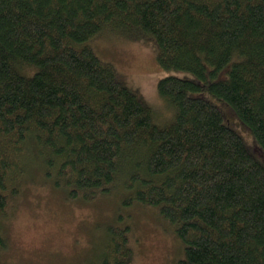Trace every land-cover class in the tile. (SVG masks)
I'll return each mask as SVG.
<instances>
[{"label": "trees", "instance_id": "16d2710c", "mask_svg": "<svg viewBox=\"0 0 264 264\" xmlns=\"http://www.w3.org/2000/svg\"><path fill=\"white\" fill-rule=\"evenodd\" d=\"M109 32L192 73L158 80L166 125L93 53ZM210 98L264 152V0H0V227L37 172L68 201L153 208L183 244L176 264H264V166ZM129 235L108 225L87 264H131Z\"/></svg>", "mask_w": 264, "mask_h": 264}, {"label": "rangeland", "instance_id": "374dc122", "mask_svg": "<svg viewBox=\"0 0 264 264\" xmlns=\"http://www.w3.org/2000/svg\"><path fill=\"white\" fill-rule=\"evenodd\" d=\"M151 41L109 32L88 44L98 58L114 66L127 86L166 125L172 111L159 99L157 82L170 74L188 77L192 73L160 67L156 45ZM210 101L220 106L225 124L244 139L264 166V152L250 148L248 141L253 136L245 126L225 103L214 98ZM26 177L1 219L0 233L6 247L0 251V264H87L92 259L93 244L100 243L98 238L104 237L108 225L129 227L131 264H176L183 257V244L174 228L153 208L124 206L121 194L85 202L68 201L48 181L47 186L39 173H28Z\"/></svg>", "mask_w": 264, "mask_h": 264}, {"label": "bare ground", "instance_id": "6f19581e", "mask_svg": "<svg viewBox=\"0 0 264 264\" xmlns=\"http://www.w3.org/2000/svg\"><path fill=\"white\" fill-rule=\"evenodd\" d=\"M123 36V35H122ZM150 43V42H149ZM151 43H152V41H151ZM92 45V44H91ZM96 45V44H95ZM204 97V96H203ZM207 100V99H206ZM210 100V99H209ZM220 107V106H219ZM223 111V110H222ZM225 114V113H224ZM226 116V115H225ZM227 117V116H226ZM155 121V120H154ZM169 123V122H168ZM240 136V135H239ZM72 186V185H71ZM70 186V187H71ZM72 188V187H71ZM74 188V187H73ZM67 190V189H66ZM69 196V195H68ZM101 197V196H100ZM157 208V207H156Z\"/></svg>", "mask_w": 264, "mask_h": 264}]
</instances>
